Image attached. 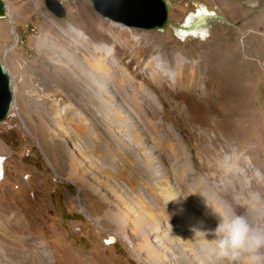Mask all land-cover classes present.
Masks as SVG:
<instances>
[{
	"label": "rangeland",
	"instance_id": "374dc122",
	"mask_svg": "<svg viewBox=\"0 0 264 264\" xmlns=\"http://www.w3.org/2000/svg\"><path fill=\"white\" fill-rule=\"evenodd\" d=\"M7 1L12 18L0 19V59L16 80L17 94L14 110L0 122V216L19 220V233L24 234L16 241H30L35 255L45 249L55 251L53 264H148L138 258L132 242L149 243L160 256L172 259L167 246L171 237L175 251L192 257L181 247L180 238L168 231L172 224L182 232L185 222L189 228L183 232L197 236L199 245L200 240L209 245L197 251L215 255L216 225L204 221L205 212L197 211L191 201L201 204L199 199L208 198L214 184L220 192L215 167L218 162L226 166L234 153L263 180L264 0H167L173 26L160 30L130 27L104 17L90 0H56L65 11L63 18L51 12L45 0ZM202 16L204 25L190 32L174 27L188 26ZM93 19L117 31L104 32L111 42H91L92 49L80 60L85 67V59L99 58L92 54L96 46L114 53L101 64L108 72L97 69L96 75L105 73L107 81L95 75L90 87L79 82L81 72L67 59L62 61L65 67L49 61L52 53L40 41L49 27L60 35L75 27L95 36L99 29ZM171 54L177 59L175 65L169 64ZM117 59L122 64L110 68ZM152 61L164 65L167 73L151 65L155 75L148 77L143 67ZM183 64H201L203 73L198 69L197 75L207 71L209 84L215 91L227 89L229 106L245 117L237 118L238 122L215 119L208 103L199 98L202 81L199 89L175 96ZM32 70H41L45 83L35 81L38 76ZM47 83L69 97L61 108L71 99L81 108L62 113L53 109L52 98L46 101L48 94L42 92ZM33 89L39 93L31 95ZM74 142L82 152L73 149ZM79 185L85 188L81 207L99 223L79 210ZM130 187L143 198L144 207L138 206ZM157 188L173 193L174 201L158 203ZM171 205L182 221L168 219ZM204 208L215 218L209 207ZM138 225L151 230L149 241L133 233ZM7 247L0 240V264H25L19 247L14 253ZM215 259L213 264H221Z\"/></svg>",
	"mask_w": 264,
	"mask_h": 264
},
{
	"label": "bare ground",
	"instance_id": "6f19581e",
	"mask_svg": "<svg viewBox=\"0 0 264 264\" xmlns=\"http://www.w3.org/2000/svg\"><path fill=\"white\" fill-rule=\"evenodd\" d=\"M5 1H6V5H7V17L10 18L11 17V10H10V7L8 5V1L7 0H5ZM118 10L119 9L116 10L117 13H118ZM88 16L91 19L89 14H88ZM88 16L86 13L84 18H88ZM200 19H201V21H205L204 16H202ZM93 23H95L96 26H98L97 29H99L96 32L95 36H91L90 34L87 33V31L85 32L82 29L80 30V29H77L75 27L72 28L71 30H65L64 29V32H63L64 35H60L53 27L48 26L49 27L48 34H45L44 38H42V41H40L41 46H43L44 49H47L48 54L52 53V55L49 58V61H51L56 66L58 65V66L62 67V66H64V64L62 63L63 59H67L69 63H72L76 67L77 71L81 72V74L78 78L79 82L81 84L90 85V87H91L90 81L93 79V77L96 75V73H98L97 69L98 68L103 69V67L101 66L103 61L107 60L108 57L112 56L111 54H114V53H111L109 55L105 52L103 47H97L96 46L93 49L92 54H94L95 56H98L99 58H97L96 60H94L92 58L85 59L87 64H88L85 67H81L79 65V63L81 62L80 61L81 58L86 56L87 52H90V50L92 49L90 46L91 42H97V41H99L101 43L111 42V39L104 32H106L108 29L113 31L112 28L108 27V25L106 23L100 22V21L96 22V21H94V19H93ZM116 31H113V32H116ZM118 33H119V35H121L123 33V31L119 30ZM83 36H86L87 39L83 38ZM51 39H53L54 41H50ZM115 48L117 49L116 44H115ZM8 53L6 55H8ZM169 57H170L169 64L175 65L177 63L176 57L173 54H171ZM108 59H110V58H108ZM54 61H56V63ZM120 64H122V62L117 59V62H112L111 65H109V67L110 68L118 67V66H120ZM151 65H154L156 71H159L162 73H164V72L167 73L164 65L160 64L158 61L157 62L152 61L151 63H147V65H145L143 67L144 70L146 71L148 77H152V75H155L154 70L151 69ZM141 66H142L141 64H138V68ZM201 68H202L201 64H197L196 66H193L190 64L189 65L183 64V66L181 65L180 70L178 71L179 73L177 75V80H176V84H175V86H177L178 88H177L176 94H174V95L177 96L178 94L180 95L183 92H190V91H194L195 89H199L198 85L202 81L204 83V88L202 91H200L198 93L199 98H200V100H205L208 103V106L211 107V110H209V111L210 112L212 111V114H213L212 116L215 119L224 120L226 118H230V119L236 120L237 118L241 119V117H245L244 112L237 111L234 107L229 106L227 89L216 88L217 91H215L213 88L214 85L209 84V79L207 78V71H204L205 72L204 75H201V76L197 75L198 69H201ZM34 71H33V74L38 76V78H35V81L45 83L42 81V71L41 70H34ZM104 71L108 72L106 70H104ZM201 72L203 73L202 69H201ZM67 73L68 72H66V74ZM8 74H9V71H8ZM66 76L69 77V75H66ZM96 77L102 79V81H107V75L105 73H103V76H101V77L98 75H96ZM10 78L12 80L14 77L12 78L10 76ZM93 85L94 86L96 85V87H97L98 84H95L92 81V86ZM16 86H17L16 80L14 81V79H13L12 80V91H13V95H15V97L17 94V87ZM42 92H47V94H48L46 97L47 98L46 101H48V98H52V100H50L51 101V107L53 109H55L56 111H58L59 113H62V111L63 112H73V111L79 110L81 108V105L79 104V102L76 100H73V99L70 100V103L68 106H64V108L63 107L61 108V105L65 104V102L69 100V97L66 94H64V92L60 88L56 87L55 85H53L51 83L45 84V86L42 88ZM38 93H39L38 89H33L31 92V95H36ZM76 96L77 95H75V97ZM58 98H61V99L57 100ZM12 105H13V102H12ZM12 105H11V109H13ZM250 140H252V139H250ZM213 141H215V139L211 140V142H213ZM73 149L78 150L79 152H82L80 146L76 142L73 143ZM216 155L219 156V154L217 152H216ZM250 158H252L251 155H250ZM218 163L219 164L215 167V169H217V172H215L216 175L214 176V180L222 186V189L219 190L220 192H218L216 190V186L214 184L211 188L212 191H211V194H209V197L204 199V200L199 199L201 201V204L197 203L195 201H191L195 204V206L193 205V207L197 211H200V212H201V210H203L207 216L206 218H204V221H210V224H213L216 226L219 222V215L221 213H227V214L235 213V214L245 215V216H247V218L249 219V221L252 224L260 226V227H264V225H263V223H264V184H263L264 172L262 171L263 172V180L260 181L257 178V176L254 174V172L243 161V158L241 157V155H238L236 153H234L233 156L230 157V161L227 164L225 163L226 166L220 162H218ZM70 178H71L70 180H72V181L75 180L72 176ZM246 185H249V187L246 188ZM155 187H157V186H155ZM77 188H78V199L77 200H78V204L80 205L78 207L79 210L81 212L83 211L84 214L86 215V217L88 219H90L92 222L94 221V222L99 223L100 220L92 217L91 214L85 210V208L81 207L82 203L80 201L81 200L80 195L85 188L81 185L77 186ZM88 188L90 189L91 187L88 186ZM130 188L134 193H136V199L138 200V203H140V205H138V206H143L144 205V203H143L144 200H142L143 198H140V195L137 193V191L134 188H132V187H130ZM157 189H159V192L154 193V195H155L154 198L158 203L163 204L166 201H170V200L174 201L175 197L172 195L173 193L165 192L164 190H166V189H164V188L163 189L157 188ZM160 189H162L163 191H161ZM198 192H199V194H201V193L203 194V192L200 188H199ZM254 194H256V195H254ZM137 197H139V198H137ZM204 197H205V195H204ZM190 200H192V199H190ZM141 201H143V202L141 203ZM133 203H136V202H133ZM200 205H202V206H200ZM205 205L207 206V208L209 207L210 211L213 212L215 218L210 217L211 214L210 215L208 214V211H206V209L204 208ZM171 209H176V208H174V206L171 205ZM171 209H170V211L169 210L166 211L168 219L170 220L171 218H174V219H178L179 221H182L183 219H181V215L179 214L178 210L176 209L177 212H173V211H171ZM260 213L263 215V219L260 217V215H259ZM1 220L3 222H1ZM199 221L203 222V220H199ZM19 223H20L19 220H17V218L14 216L12 218L0 216V240H3L4 242H6L8 244L7 248H9L11 250V252L15 251L16 248L19 247L18 250L20 252H22L21 254L25 255L24 256L25 264H53V262L51 261V255L53 253H55V251L52 252V251H49L48 249H45V253L41 254L40 252H38L35 255V254H33V251H32L33 245L30 243V241H27V239L25 240L23 238L21 239L22 240L21 242L16 241V238L18 237V235L23 233V232L19 233V227L21 226V225L19 226ZM198 225L201 226L202 224H198ZM187 228H189V224L188 223L185 224V222H184L183 230L184 229L187 230ZM120 229H122V230L126 229L127 230L128 228H126L125 226H121ZM130 230H132V229H130ZM183 230L181 232V228L179 226L177 227L175 225L170 224V229L168 231L174 233L178 238H180L181 243H182L181 247L188 250V252L190 254H192V257L189 259L187 258L185 253L179 254L177 251L174 250L173 239L171 237H168L167 246L169 247L168 249H170L169 252H171L170 255H171L172 259H170L169 257L164 258V256H160L158 253H156L154 251V249L149 248V243L148 244H141V243L136 244V243H133L129 239L133 245V246L131 245V248L135 251L138 258L143 259V261L147 262L148 264L149 263L150 264H161L162 262L168 263L167 262L168 260H169V264H193L195 262L199 263L200 261L203 262V264H213L214 262H211V261L216 260L215 259V257H217L216 254L215 255L209 254L210 255V257H209L208 255L204 254V252L197 251V248L207 249V247H209V245L207 243L203 242L202 240H200V245H199L196 242L197 236H195V235L191 236V235L183 232ZM190 230H191V228H190ZM150 232H151V230L145 228V226H143V225H138L133 230V233L139 238V240H142L143 242L149 241L148 237L150 235ZM154 232H156V230ZM120 236H122L123 238L126 237L124 234H121V233H120ZM155 241L157 243H159L158 240H155ZM164 243H166V242H164ZM161 247L163 249V247H165V246H161ZM8 254H10V252ZM144 255L146 256V258L148 256L149 259L148 258L147 259L141 258ZM13 256L15 258L18 257L16 254L11 255V257H13ZM208 258H210V260ZM164 263H162V264H164Z\"/></svg>",
	"mask_w": 264,
	"mask_h": 264
},
{
	"label": "water",
	"instance_id": "95a60500",
	"mask_svg": "<svg viewBox=\"0 0 264 264\" xmlns=\"http://www.w3.org/2000/svg\"><path fill=\"white\" fill-rule=\"evenodd\" d=\"M90 2L100 15L122 22L130 27L160 30L166 25H172L169 21L167 0H90ZM45 5L57 17H65L64 9L56 0H45ZM117 9H119L118 13L116 12ZM5 17H7L6 1L0 0V19ZM200 18L195 19L188 26L174 27L183 32H190L198 26L204 25L205 21H201ZM13 96L12 80L7 67L0 59V122L4 121L9 115ZM1 160L0 158V163Z\"/></svg>",
	"mask_w": 264,
	"mask_h": 264
},
{
	"label": "clouds",
	"instance_id": "9594fccd",
	"mask_svg": "<svg viewBox=\"0 0 264 264\" xmlns=\"http://www.w3.org/2000/svg\"><path fill=\"white\" fill-rule=\"evenodd\" d=\"M214 236L221 264H264V227L247 216L221 213Z\"/></svg>",
	"mask_w": 264,
	"mask_h": 264
}]
</instances>
